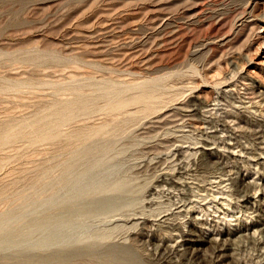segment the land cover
Wrapping results in <instances>:
<instances>
[{"label": "rangeland", "instance_id": "374dc122", "mask_svg": "<svg viewBox=\"0 0 264 264\" xmlns=\"http://www.w3.org/2000/svg\"><path fill=\"white\" fill-rule=\"evenodd\" d=\"M150 79L153 107L131 104L88 143L86 159L66 150L65 137L31 131L74 90L92 96L91 116L61 132L101 124L102 83ZM6 121L0 213H19L21 191L33 199L25 219L49 204L75 211L35 227L27 244L3 235L0 261L264 264V0H0V133ZM192 218L193 244L177 249ZM53 251L72 257L49 259Z\"/></svg>", "mask_w": 264, "mask_h": 264}, {"label": "bare ground", "instance_id": "6f19581e", "mask_svg": "<svg viewBox=\"0 0 264 264\" xmlns=\"http://www.w3.org/2000/svg\"><path fill=\"white\" fill-rule=\"evenodd\" d=\"M155 84H156L155 79L143 80L141 82L128 84V85L122 86V87H119V86H117L111 82L110 83L105 82V84L102 83V86H101L102 89L101 90L103 93V97L105 98V102L99 108L102 112H104L106 114V117H107L106 121L101 123V124H99L100 123L99 122L96 126H90V127L82 126L79 129H76V130L73 129L74 131L65 134V133L61 132L60 127L62 125L65 126L64 124H66L70 121L76 120V119H77L76 122H78V121L85 120V119L89 118L91 116V112H92L91 109L93 108V98L91 95H87V94L82 95L79 91L74 90L73 92L76 95V99H74L73 101H69L67 103H64L62 105H56L53 108H51L50 112H45L48 114L42 116V118H40L38 121H36V122L34 121L35 123L33 122V124L30 126L31 131L37 137L47 139L48 141H51L52 143L59 141L62 137H65V144L64 145H65L66 150L68 149L70 151V153L72 154V156L79 155L80 158L86 159L88 156L92 155V152H93V149L91 148V146H88V143L94 137L102 136L103 134H105L108 131V124H110V122H116V121L118 122L119 121L117 119L119 115H123V116L124 115H130V111L128 109H129V106L131 104L134 105V103H141L142 107L144 108L143 110H146V111H147V109L150 110V108L152 106L151 105L152 104V98L157 96V94H158L157 91L159 90V89L156 90ZM18 85H21V84H18ZM68 88L74 89V88L69 87V86H68ZM131 88H136L137 93L135 95L131 96L130 98H124L123 97V91H126V90L131 89ZM82 93H84V92H82ZM75 95L73 97H75ZM74 127H75V125H74ZM21 128L22 127H20V129ZM10 130H11V123L6 121V123L4 125H2V130L0 133V144L7 142L9 140V138L11 137L10 136L11 134H9ZM60 141H62V140H60ZM202 149L206 151V150H210L211 148L209 146H207L206 143H204L202 146ZM4 162H6V161H4ZM47 164H49V163H47ZM59 167L62 170L64 175L70 174V172L73 169V165L67 160L61 162L59 164ZM37 172H38V174L36 175L35 180H37L40 183L41 187H44V184H45L44 181H45V178L47 177L48 172L45 169H40ZM88 173H89V170L86 169L83 172L82 176L87 175ZM240 183L241 184L251 183L253 187H257L259 185V183L254 182V181L251 182L250 180H248L245 177L240 178ZM13 193H14V191H13ZM4 196H5V191L0 190V198H3ZM247 197L249 198L250 196L247 194ZM17 198L19 199V205H20V210H19L18 214H15V215L11 214L10 215V214H7L5 212L0 213V242L3 240L2 239L3 235H9L12 238V241L13 240H19V241H24L25 243L29 242L30 236H31L33 230L34 229L36 230L35 227H37L41 224H45V223L50 222V221H56L59 218L58 215L61 213H65L66 214V220L69 221V220H71L73 213L75 211L74 207L72 205H69V204L63 206V208H62V205H59L58 209L60 208V209H64V210L53 211L52 206L49 204V206L43 212V214L41 213L42 215L40 217L33 216L30 219H25V212L28 209L32 208V203H33L32 194H30L29 192L21 191V192H19V195L17 196ZM51 199H52V197H51ZM47 203H50V201ZM105 206H106V204L102 203V202L98 203L96 205H87V206H85V208L83 207V212H89V211H91L92 208H104ZM193 221H194L193 218L188 220L186 229H183V228L179 229V240L176 241V248L177 249L187 248L193 244L192 241L194 240V238L192 235H193V233H195V229H196L195 227H197L196 225H194ZM193 225H194L195 229L192 227ZM237 231L238 230H235V233H237ZM199 236L204 237L203 235H199ZM50 241H51L50 238L49 239L46 238L45 240H43L42 244H47ZM32 245L35 246L34 244H32ZM163 246H166V243L161 241L158 243L157 248H160ZM28 247H29V245H28ZM79 251L80 250H77V252H74V253H78ZM126 252H128V251H126ZM60 257L70 258V257H72V253L71 252L62 253L60 251H53V253L49 254V256H48V258L52 259V260L55 258H60ZM111 258H113V257H111ZM3 259H5V258H3ZM30 259H31L30 257H25V259L22 261H19L18 259L14 260V261H8V262L0 261V264H15V263L17 264L19 262L20 263H26V262H29ZM27 264H29V263H27Z\"/></svg>", "mask_w": 264, "mask_h": 264}]
</instances>
